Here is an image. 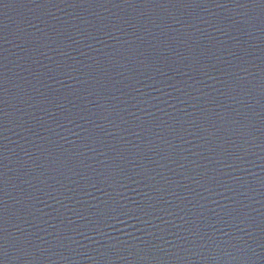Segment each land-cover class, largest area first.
<instances>
[{"label": "water", "instance_id": "water-1", "mask_svg": "<svg viewBox=\"0 0 264 264\" xmlns=\"http://www.w3.org/2000/svg\"><path fill=\"white\" fill-rule=\"evenodd\" d=\"M0 264H264V0H0Z\"/></svg>", "mask_w": 264, "mask_h": 264}]
</instances>
